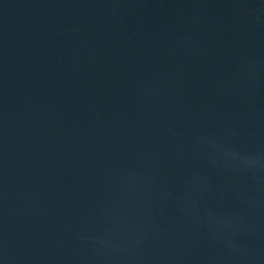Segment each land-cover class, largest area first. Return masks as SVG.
Returning a JSON list of instances; mask_svg holds the SVG:
<instances>
[{
  "label": "water",
  "instance_id": "obj_1",
  "mask_svg": "<svg viewBox=\"0 0 264 264\" xmlns=\"http://www.w3.org/2000/svg\"><path fill=\"white\" fill-rule=\"evenodd\" d=\"M0 264H264V0H0Z\"/></svg>",
  "mask_w": 264,
  "mask_h": 264
}]
</instances>
